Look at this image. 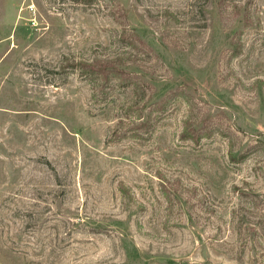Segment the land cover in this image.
<instances>
[{"label":"rangeland","instance_id":"rangeland-1","mask_svg":"<svg viewBox=\"0 0 264 264\" xmlns=\"http://www.w3.org/2000/svg\"><path fill=\"white\" fill-rule=\"evenodd\" d=\"M0 264H264V0H0Z\"/></svg>","mask_w":264,"mask_h":264}]
</instances>
